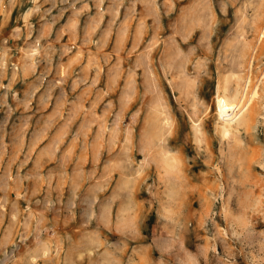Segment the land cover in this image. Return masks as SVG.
<instances>
[{
    "label": "rangeland",
    "instance_id": "1",
    "mask_svg": "<svg viewBox=\"0 0 264 264\" xmlns=\"http://www.w3.org/2000/svg\"><path fill=\"white\" fill-rule=\"evenodd\" d=\"M263 32L264 0H0V264H264Z\"/></svg>",
    "mask_w": 264,
    "mask_h": 264
},
{
    "label": "bare ground",
    "instance_id": "2",
    "mask_svg": "<svg viewBox=\"0 0 264 264\" xmlns=\"http://www.w3.org/2000/svg\"><path fill=\"white\" fill-rule=\"evenodd\" d=\"M249 82L250 80H248L247 86ZM245 90H246V87H245ZM244 91L242 95L240 96V93H241L240 87L236 85V87L233 90L228 88L226 92L224 93V95L218 94L216 97L217 113L223 122V125L221 128L224 133L228 132L230 128L232 127V125L239 121L240 117L243 115V113L248 108V105H247L248 101L246 103L242 102L243 101L242 99H244V96L248 92V89L246 90L247 92H244ZM258 96L260 95H259L258 86L256 84L253 87V90L251 92V97L256 98Z\"/></svg>",
    "mask_w": 264,
    "mask_h": 264
}]
</instances>
